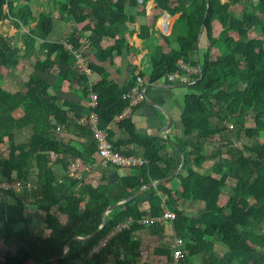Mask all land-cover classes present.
<instances>
[{
	"label": "trees",
	"instance_id": "trees-1",
	"mask_svg": "<svg viewBox=\"0 0 264 264\" xmlns=\"http://www.w3.org/2000/svg\"><path fill=\"white\" fill-rule=\"evenodd\" d=\"M149 1L0 0V23L8 21L16 30L13 36L0 32V183L24 185L18 194L0 192L7 199L0 196V264H149L136 233L162 228L141 222L160 217L163 204L175 214L173 230L185 233L182 264H264V0H153L156 6L146 16ZM127 8L137 14L129 15ZM165 12L177 19L169 35L155 37L156 22ZM61 21L70 25V33L61 42L49 41ZM136 23L150 50L148 84L187 87L191 93L183 98L182 129L172 128L166 138L142 135L131 119L120 120L126 139L114 142L110 134L114 150L145 160L123 177V168L101 166L91 130L76 123L81 118L75 115L77 106L51 89L82 94L86 105L95 94L100 128L109 125L128 106L123 95L137 77L120 87L87 54L93 49L102 64L124 51L136 52L128 43L134 32L129 26ZM67 45L98 74L94 86ZM19 68L30 70L22 87L2 86ZM173 74L179 77L169 80ZM47 75L57 77V83L50 85ZM59 127L72 128L73 137L63 141ZM25 129L31 135L18 144L16 134ZM180 152L184 166L179 172ZM76 161L75 178L69 170ZM97 173L100 180L93 177ZM121 202L103 219L109 207ZM29 206L44 215L39 235L28 227ZM218 243L225 252L216 250ZM154 254L172 264V249Z\"/></svg>",
	"mask_w": 264,
	"mask_h": 264
},
{
	"label": "crops",
	"instance_id": "crops-1",
	"mask_svg": "<svg viewBox=\"0 0 264 264\" xmlns=\"http://www.w3.org/2000/svg\"><path fill=\"white\" fill-rule=\"evenodd\" d=\"M149 2L150 3L153 2L152 7H149L148 5ZM149 2L146 4L145 10H144L146 16H150L152 14V10L156 6V3L153 0ZM43 3L44 2H40L41 5L37 6V9L39 11L44 10L45 5H43ZM52 12L54 13V17L58 18V12L56 10H53ZM127 13L129 15H135L137 14V10L135 8H132V9L127 8ZM140 15H144V13L141 12ZM172 18L173 17L170 16L168 13L166 12L163 13V15L157 20L156 25H155L154 29L157 32L154 35L155 37L158 36V33H162L163 35H169L171 33L173 24L176 21L177 16L174 19ZM160 19L167 20V23H165L164 26H161V29H159L158 27V22ZM171 20L173 21L171 25H169L170 24L169 22H171ZM59 24H60L59 26L60 31L62 32V39L64 40L65 38L64 35L70 33V25L63 21L59 22ZM34 26L35 24L32 25V27ZM64 27H66L67 29L64 30ZM72 27H75V25ZM129 28L130 30L134 29V32H133L132 37L129 39L128 43L130 46H132L136 50V52L124 51L123 54H121V56L114 55L111 59L105 62H102L101 64V62L98 61L97 57L94 55L95 53L92 49L88 51L89 52V54H87L88 58L91 59L93 63H98L99 65H102V67L110 75V80L120 87L131 84L135 76L137 77V79L139 78L143 81V83L145 84L144 86L146 87V98L152 101L153 103H155L156 105H158L159 107H161V109L154 107L152 104H149L148 102H146L148 105L147 104L145 105V103H142L138 107L133 109L131 114H129L128 116L122 119H127V118L131 119L136 127L137 132L142 135L166 138L168 135H170L172 128H175L176 132H179L182 129V125L180 122V113H181L180 102H179L180 96L177 95V89L175 88L170 89L168 86L164 84H160V83L156 85H152V86L148 84V76H149V71H150V59L148 55H149L150 50L146 48V44L140 36V33H141L140 24L136 23L132 26H129ZM165 28L166 30L169 31V33L165 32L166 31ZM39 42L40 40L37 41L36 47H38ZM58 42H61V41H58ZM111 42H112V38H110L108 41H104L103 47L108 46L109 43ZM160 44L163 45L164 44L163 41H161ZM19 45L21 46L22 44L20 43ZM175 47H176L175 44L171 45V48H175ZM65 71L66 70L64 69L61 72L60 75L62 77L64 76ZM89 71H90V74L87 75L89 84L90 86L92 85L94 86L98 81V74L94 73L90 69ZM29 74H28V77H29ZM45 79L50 85H54L58 81L57 77H52L48 75L45 77ZM145 80L147 82H144ZM19 89L20 88H17L14 90L18 91ZM82 91L83 89L81 87V93ZM51 93L62 98L63 100H66L76 105L77 108H76L75 115H79L81 117H85L88 115L89 113L88 105L89 104L86 105V101H84L82 94L80 98L75 93H61L57 90H53V88L51 89ZM75 115L74 114L71 115V118L74 121L76 120ZM169 115L172 117L173 123H172L171 128L166 130V126L169 123V119H168ZM122 119L115 118L109 125H107L109 127V135L110 134L112 135V140L114 142L126 139V137L123 136L118 126L120 120ZM71 129H67V128L61 129L59 127V130H60L59 131L60 134H58L59 137L65 142L68 141L69 139L73 137V132ZM130 170L131 168L121 169L119 172V175L123 177L128 176L131 173ZM56 174L58 177H61L63 175L62 169L58 168L56 170ZM93 177L95 180H100L101 174L97 173ZM119 190H120V182L118 183L117 188L113 190V194L117 195ZM179 206H181L182 208H187V203L180 201ZM165 208L167 207L163 204V212ZM26 216H27L28 227L30 228V230L35 232L36 235H39L42 229V222L44 219V215L36 211L34 207L29 206L27 208ZM37 224H40L39 233L35 231L38 229L37 227L35 228ZM160 226H162V228L156 231H151V229L146 228V230L136 233V237L142 242V245H143V258L149 264H171V261L167 263L166 257L155 255L154 251L156 249H163V250L171 251L170 247L175 238L184 237L186 239L185 233L175 232L173 230L171 222H164ZM184 238L182 239L184 240V243L186 244V240ZM216 250L222 253L225 252V249L223 248V246L219 245V243L216 244Z\"/></svg>",
	"mask_w": 264,
	"mask_h": 264
},
{
	"label": "built area",
	"instance_id": "built-area-1",
	"mask_svg": "<svg viewBox=\"0 0 264 264\" xmlns=\"http://www.w3.org/2000/svg\"><path fill=\"white\" fill-rule=\"evenodd\" d=\"M66 49L71 51L72 54L77 59V66L79 67L82 73L86 75L90 74L89 68L86 66L84 56L82 53L73 51L72 46L67 45ZM181 65L185 66L183 63ZM177 74H173L169 76V80H173L178 78ZM141 79H137L136 84L127 91L123 98L128 101V106L125 108L123 113L118 116L116 119H122L133 111L136 107L144 102L146 99V87ZM97 107V96L95 94L90 95V103H89V113L85 117H81L76 120V123L83 127H89L93 134L94 141L97 147V160L101 164L103 168L108 167L109 165H114L121 167L123 169H128L132 167H138L145 163V160L138 156H127L123 155L118 151L114 150L113 144L111 143L109 137V127L100 128L99 117L93 111ZM78 161L74 162L70 167L69 173L72 177H79L77 174ZM23 184L21 182H1L0 183V192L1 190L10 191L12 193H20ZM28 189L30 185L28 184ZM175 219V214L170 211L168 208L164 209V212L161 217L151 218L148 217L141 222V224L151 223H159L163 224L164 222H171ZM129 223L120 226L117 231H120L123 228H128ZM113 235V234H112ZM108 243V238L100 243V245L94 249V252H97L100 248L104 247ZM172 249V264H182L183 259L185 258V243L182 238H175L173 243L171 244Z\"/></svg>",
	"mask_w": 264,
	"mask_h": 264
},
{
	"label": "rangeland",
	"instance_id": "rangeland-1",
	"mask_svg": "<svg viewBox=\"0 0 264 264\" xmlns=\"http://www.w3.org/2000/svg\"><path fill=\"white\" fill-rule=\"evenodd\" d=\"M148 5H149V7H152L153 6V2H151V3L149 2ZM49 7L52 8L51 6H49ZM174 18H176V16H174L172 19H174ZM172 21L173 20H171V22H169L170 23L169 25H171ZM59 26H60V24L56 23V28L54 29V31L51 34V36L48 38L49 41L58 42V41H62L63 40L62 39V32L60 31V27ZM158 27H159V29H161V27L159 26V22H158ZM65 29H67V28L64 27V30ZM165 30H166V28H165ZM0 31L3 34L9 35V36H11V35L13 36L16 33L14 28H12V25L9 22H5L4 24H1L0 25ZM165 32L169 33L168 30H166ZM66 36H67V34L64 35V37H66ZM29 73H30V70L26 69V68H24V69H22V68L12 69L10 74L2 80L1 84H2V86L4 85L6 87H9L10 90L21 88L22 87V83L28 80V78H29L28 74ZM144 82H147V81L145 80ZM190 84H192V83H190ZM0 87H1V85H0ZM190 93H191V90H189L187 87H180V88L177 89V95L180 96L179 102H180L181 110H182V107H183V98L185 97V95L190 94ZM214 123H217V122L214 120ZM30 135H31V130L30 129H25L23 131L17 132V134H16L17 143L18 144H24L25 142L28 141ZM237 147H241V144L237 143ZM205 148L207 149V151H210V152L213 150L212 145L210 143H206L205 144ZM212 163H213V161L212 162H207L205 164L204 169L209 168L212 165ZM36 227L38 229L35 230V231L37 233H39L40 224H37L35 226V228ZM1 232H2V224L0 225V240L2 239ZM182 236H183V234H182ZM180 238H183V237H180ZM10 248L12 250L14 249L12 244L10 245Z\"/></svg>",
	"mask_w": 264,
	"mask_h": 264
},
{
	"label": "water",
	"instance_id": "water-1",
	"mask_svg": "<svg viewBox=\"0 0 264 264\" xmlns=\"http://www.w3.org/2000/svg\"><path fill=\"white\" fill-rule=\"evenodd\" d=\"M145 100H146L149 104H152L154 107H156V108H158V109H161V107H159L158 105H156L155 103H153V102L150 101L149 99L146 98ZM168 119H169V123H168V125L166 126V130L170 129L171 126H172V123H173L172 117H171L170 115L168 116ZM180 155H181V160H182V161H181V166H180L179 171H181V169H182L183 166H184V157H183V155H182L181 152H180ZM172 178H173V176H170V177H167V178L163 179L162 181H159V182H152V183H150L149 185H147V186L143 187L142 189H140V191L143 190V189L150 188V187H156L158 184L168 182V181L171 180ZM140 191L135 192V193H134L131 197H129L126 201H128V200H130L132 197L136 196ZM0 196L3 198L4 202L7 203V199H6L5 194H4V193H1ZM124 202H125V201H124ZM124 202H122V203H124ZM122 203H118V204L115 205V206H111V207H109V209L107 210V212L103 215V219L105 218V216H106L109 212H111L113 209H115L117 206H119V205L122 204ZM6 220H7V222H8L7 215H6ZM103 226H104V221H103V224H102L101 228H102ZM91 237H93V235L90 236V237H87V238H81V237H78V238H76V239H78V240H86V239H89V238H91Z\"/></svg>",
	"mask_w": 264,
	"mask_h": 264
},
{
	"label": "bare ground",
	"instance_id": "bare-ground-1",
	"mask_svg": "<svg viewBox=\"0 0 264 264\" xmlns=\"http://www.w3.org/2000/svg\"><path fill=\"white\" fill-rule=\"evenodd\" d=\"M165 23H167V20H166V19H160V20H159V26H160V27H161V26H164ZM168 24H169V23H168Z\"/></svg>",
	"mask_w": 264,
	"mask_h": 264
}]
</instances>
